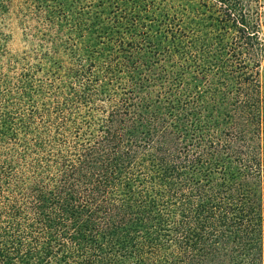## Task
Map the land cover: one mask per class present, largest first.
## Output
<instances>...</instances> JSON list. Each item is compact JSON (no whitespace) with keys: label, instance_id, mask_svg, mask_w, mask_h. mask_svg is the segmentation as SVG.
Wrapping results in <instances>:
<instances>
[{"label":"trees","instance_id":"16d2710c","mask_svg":"<svg viewBox=\"0 0 264 264\" xmlns=\"http://www.w3.org/2000/svg\"><path fill=\"white\" fill-rule=\"evenodd\" d=\"M35 3L32 71L75 91L0 116V264H264V0Z\"/></svg>","mask_w":264,"mask_h":264},{"label":"rangeland","instance_id":"374dc122","mask_svg":"<svg viewBox=\"0 0 264 264\" xmlns=\"http://www.w3.org/2000/svg\"><path fill=\"white\" fill-rule=\"evenodd\" d=\"M58 1L60 0H12L10 14H5V16L0 12V116L7 114L13 117V126H16V117L18 114H28L33 108L36 110V115L40 114L42 116L48 113L46 115L48 116L52 114L53 112L51 111L55 103L54 93L55 90H58V87L61 88L60 90L62 91L61 100L63 98H68L75 91V88L69 83L70 80L63 75L61 78L57 73L58 79H55L53 71L56 66L54 64L50 66L46 65L49 67V71L53 70L50 74L39 75L32 71L33 65L36 64L37 61L43 60L42 53L46 51V47H40L38 45L42 37H40L41 35L36 36L35 32L38 30V26H42L43 28L46 24L43 21H35L33 19L32 11L35 8V2H40L46 14H50L51 8ZM63 7L66 10L64 12L65 17H62L63 19L61 20V17L55 16L53 20L54 29L53 27L51 28L55 32L61 28L63 33L60 37L62 39H64L69 32L68 36L80 42L82 37L79 38V31L74 30L75 24L80 20L76 13H79L80 10L72 9L68 4H64ZM2 9L4 8H0V11H3ZM58 25L62 26L58 27ZM199 32H202L203 35L205 30L202 29ZM190 33L192 32L190 31ZM260 38L264 44V21L261 23L260 27ZM36 42L38 44H36ZM98 46L102 47L101 44H98ZM71 58L70 55H63L62 59L73 62L74 59L70 60ZM259 58L260 80L264 90V45L262 56ZM194 63H196V61H194ZM195 65L198 66V64H193L192 67ZM199 67L205 69L206 65L203 66L201 64ZM65 69L64 67L61 70L64 71ZM24 83L29 84L28 89L25 90L26 92H30V96L21 94ZM38 85H42V89L38 90ZM71 110L76 111L80 109H77V106H72ZM39 122L38 117L32 120L33 126L36 127L39 125ZM47 130H49V128H47ZM21 132V128L19 129V126H16L15 130H13L14 134H11V138L20 137L22 139L23 136H20ZM3 144L6 148H9L11 145L8 141H5ZM2 150L5 149L2 148L1 151ZM131 173L129 174L131 177L135 179L140 178L141 172ZM121 181L122 180L119 181V184ZM135 188L138 189V186ZM120 190V187H118L117 191L120 192ZM108 262L109 264H117L118 256L114 255L110 257Z\"/></svg>","mask_w":264,"mask_h":264}]
</instances>
